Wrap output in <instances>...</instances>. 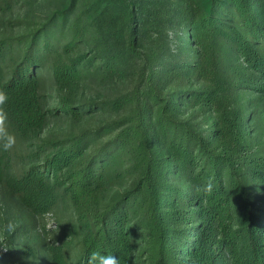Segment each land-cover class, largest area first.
Returning <instances> with one entry per match:
<instances>
[{"label":"trees","instance_id":"obj_1","mask_svg":"<svg viewBox=\"0 0 264 264\" xmlns=\"http://www.w3.org/2000/svg\"><path fill=\"white\" fill-rule=\"evenodd\" d=\"M37 1H0L21 30L0 39V89L27 149L0 146L21 163L0 176L34 217L62 201L73 218L43 259L0 264H264V0H54L18 19Z\"/></svg>","mask_w":264,"mask_h":264},{"label":"rangeland","instance_id":"obj_2","mask_svg":"<svg viewBox=\"0 0 264 264\" xmlns=\"http://www.w3.org/2000/svg\"><path fill=\"white\" fill-rule=\"evenodd\" d=\"M1 1V0H0ZM54 0H38L35 7L26 12L20 13L18 19H28L30 22H40L47 14L54 10ZM25 13V14H24ZM2 20H17V17H1ZM25 25L24 23H20ZM0 23V39L7 36H15L21 34V30L15 27L14 30L4 26ZM65 125L64 121L53 122L50 129L56 130ZM27 151L26 144L16 139V145L12 148V153L21 156ZM15 159L7 168L0 165V170H4L5 174H18L21 169L20 157L14 156ZM3 164V163H2ZM56 224L59 225L57 232L50 230H37L38 224L44 223V216L34 217L21 204L19 199L12 195L4 186L2 176H0V254H8L11 250L19 248L33 249L40 252L42 259L44 258L47 248L59 247L63 242V235L65 228L69 225L73 218V212L68 202L59 201L57 207L54 209ZM12 222L15 225V230L11 232L5 231V225ZM6 248V249H5ZM77 246L71 248L72 258H74L73 251ZM20 253L15 258L6 264H37L39 260H34L32 257L25 256L19 259ZM29 258L28 262L25 261Z\"/></svg>","mask_w":264,"mask_h":264},{"label":"clouds","instance_id":"obj_3","mask_svg":"<svg viewBox=\"0 0 264 264\" xmlns=\"http://www.w3.org/2000/svg\"><path fill=\"white\" fill-rule=\"evenodd\" d=\"M7 103L8 94L0 89V146H2L4 151H10L16 145L15 135L8 130V112L5 109ZM212 189L213 184L209 181L204 190L210 193ZM55 220V211L49 210L44 214V223L37 225V230H50L52 232H57L59 225L56 224ZM4 230L7 232L14 231V223L8 222V224L5 225ZM73 254L78 255L79 249H74ZM87 264H120V260L115 255L106 254L103 251H94L89 255Z\"/></svg>","mask_w":264,"mask_h":264}]
</instances>
